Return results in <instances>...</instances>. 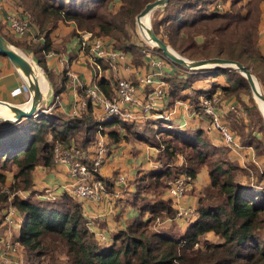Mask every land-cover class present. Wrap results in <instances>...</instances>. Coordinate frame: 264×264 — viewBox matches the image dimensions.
Here are the masks:
<instances>
[{
    "label": "trees",
    "instance_id": "obj_1",
    "mask_svg": "<svg viewBox=\"0 0 264 264\" xmlns=\"http://www.w3.org/2000/svg\"><path fill=\"white\" fill-rule=\"evenodd\" d=\"M154 1L16 0V3L41 35L56 29L59 22H73L79 31L108 39L115 49L131 52L139 61L141 50L147 44L136 39L139 37L134 28L136 17ZM260 1L232 0L229 8L222 10L219 0H168L151 14V28L164 43L188 60L222 58L241 63L264 88V57L258 48ZM178 68V74L169 79L166 110L185 98L197 107L201 98L211 99L217 91L224 97H238L242 107L247 106L241 100L242 92L250 94L251 89L233 68L202 70L208 76L225 80L224 84L215 81L216 91L208 93L192 91L196 71ZM97 86L105 96L111 97L109 81L100 79ZM187 89L191 90L190 96L182 95ZM251 106L256 111V106ZM90 108L77 116L53 110L19 123H1L6 128L0 127V161L16 171L9 185L7 175L0 172V211L11 206L21 219L13 240L21 247L22 264H264V174L251 176L233 160L218 155L220 148L212 144L202 129L162 130L160 136H165L158 137L161 140L156 137L159 135L156 131V138L151 141L147 139L151 134L140 135L143 130L137 124L120 119L105 123L100 129V122ZM256 115L259 116L258 112ZM231 116L235 122L231 127V120L222 121L240 138L239 144L252 147L254 157L264 164L263 121L259 119L261 125L258 123L256 127L254 122L249 123L241 116ZM143 124L157 128L161 123ZM98 131L107 147L111 145L109 151L121 143H132L131 140L146 142L157 149L158 162L164 164L160 172L147 171L138 176L129 204L138 211L137 216L124 224L116 217L118 230L110 233L104 243L91 230L81 202L67 191L54 198L38 195L32 179L37 167L54 166L56 147L91 153ZM215 156V161H209L208 158ZM181 157L185 165L176 169L177 163L172 164ZM205 164L213 168L209 184L198 197L193 224L180 238L155 229L153 223L157 219H171L176 215L172 200L163 198L167 195V182L179 174L195 180L197 167ZM169 166L176 167L170 170ZM96 176L103 181L100 174ZM109 182L108 189L113 184ZM19 193L28 198H22ZM144 193L156 200L144 198ZM208 234L216 236L217 241H209Z\"/></svg>",
    "mask_w": 264,
    "mask_h": 264
},
{
    "label": "crops",
    "instance_id": "obj_2",
    "mask_svg": "<svg viewBox=\"0 0 264 264\" xmlns=\"http://www.w3.org/2000/svg\"><path fill=\"white\" fill-rule=\"evenodd\" d=\"M231 1L219 0L218 5L220 9L227 10ZM247 1L249 0H244V2ZM259 15L258 48L264 57V0L260 1ZM10 19L27 22L29 27L26 33L24 35L13 33L10 29ZM0 30L13 43L6 39L9 44L25 54L29 60L38 64L45 75L46 84L40 82L43 90L40 113L46 114L48 110L51 112L52 105L57 112L71 117L74 116V111H77V115H79L86 112L90 106L96 121L101 122L103 118L102 109L89 102L86 95L87 90L94 85L97 86L100 79H105L109 81L112 87L113 93L111 96H114L118 80L126 79L135 82L137 76L149 74L153 75V84L140 87L137 94L139 100L138 105L128 108L137 120L135 122H125L139 124L147 122L153 123V121L156 123L157 121L159 123H165V126L169 127L167 128L168 130L173 129L175 131L176 129L182 131L202 129L213 140V145L217 146L220 143V135L212 127L209 120L204 116L194 114L195 112L193 113L195 106L190 104L189 98L176 101L171 109L166 110V104L168 103L167 96L170 93L169 79L176 76L175 74H178L180 70L165 62L160 53L153 51L151 54H147L146 48V50H141L142 55L140 60L137 61L131 52L119 51L115 49L111 41L103 39L105 43V55L97 59V66H95L92 63V53L89 47L83 48L80 43V37H84L83 35L87 32L79 31L73 22H59L56 29L47 35H41L29 22L28 17L23 15L22 9L17 6L16 0H0ZM115 52L119 54L123 53V58H112L111 54ZM207 74L206 71H196L193 74L196 79L192 85V91L198 93H208L213 89L216 91L214 83L215 81L220 83V77H212ZM157 84L163 85L164 101L162 105L159 104L156 108L146 111L144 107L154 96V91L158 86ZM24 85L22 77L10 61L0 55V101L17 106L25 104L29 99V92L26 93L22 90ZM190 94V89L182 92L184 96H190ZM48 107L50 109H47ZM43 109L47 110L44 111ZM217 111L221 115L224 112V110L218 109ZM261 113L264 116L263 109H261ZM153 148L151 147L150 150H154ZM91 151L92 149H90ZM155 153L156 156L147 147L133 148L126 143H121L117 148L110 150L109 155L106 156L107 159L110 158L105 166H103L101 175L103 178L112 181L110 180L112 179L111 176L114 173H118V175L125 178V183L123 185L118 182L112 184L113 186L111 185L110 187L109 195L101 203L83 202L84 212L88 218L90 220H97V223L90 226L97 238L99 236L101 240H105L106 237L101 234L105 230L101 231L100 223L105 222L108 228L113 223L118 228V224L112 218L120 217V224H124L137 216V212L134 209L129 208L126 211L121 210V207L124 202L130 200V193L134 191L132 188H134L136 177L140 170H143V174L147 171H156L161 168L156 163V159L158 158L157 150ZM150 157H155L156 159L152 161L153 163L146 164ZM32 179L36 194L38 192L40 194L50 193V195L57 196L64 191L70 193L68 185L71 184V179L68 176L67 166L65 164H54L51 169L37 167L32 172ZM208 184L209 177L201 173L198 174L193 183L188 186L189 191L187 192V196L180 201H172L174 208L194 207L197 204L202 188ZM163 198L165 200L167 199L165 195ZM107 200L112 201V203L108 205ZM3 219L0 224L1 229L5 224H9L10 222L8 215H4ZM184 227L182 230L183 234L186 232V228ZM4 235L7 234L3 232ZM100 235L103 236L101 237ZM9 238L4 236L3 239L2 236L0 237L1 241L2 239L3 241L9 240ZM9 251L10 249H8L7 245L5 250L0 253V258L6 257L8 259L5 264H15Z\"/></svg>",
    "mask_w": 264,
    "mask_h": 264
},
{
    "label": "built area",
    "instance_id": "obj_3",
    "mask_svg": "<svg viewBox=\"0 0 264 264\" xmlns=\"http://www.w3.org/2000/svg\"><path fill=\"white\" fill-rule=\"evenodd\" d=\"M9 22L10 29L17 35H24L29 27L27 22L20 21L18 19H10ZM83 36L84 37H80V43L83 48L89 47L92 53V63L97 66V59L102 58L105 55V43L103 39L94 38L90 33H86ZM153 51L154 47L150 45L147 49V54H151ZM161 56L170 66L175 67L172 61H168L169 59L163 55ZM111 57L121 59L123 58V53L119 54L118 52H115L111 54ZM152 84L153 75L149 74L137 76L135 82H131L126 79L118 80L115 87V94L111 97L105 96L96 85L89 88L86 93L89 102L99 106L103 112L100 129L101 125L112 122L115 119L135 122L137 118L132 115L128 108L138 105L139 100L137 94L139 88ZM157 85L158 86L154 91V96L144 107L146 111L156 108L164 101L163 85ZM22 90L26 93L28 92L25 86H23ZM214 100L215 99L201 98L196 109L194 107L193 112L201 111L206 116L210 117L209 119L211 120L212 127L217 130L221 140L229 148H233V150L238 152L244 148H248V150L251 151V147H244L236 142V137L231 133L228 124L221 120L222 118L220 114L214 107ZM77 114V111L73 112L74 116H77ZM57 150H59L58 147H56L55 153ZM107 151L110 152L107 149V142L104 136L98 131V138L92 147V154H90L89 157L92 159V162H89L87 158H85V153L73 148L71 150H62V153H64L63 157L55 155V161L57 163H62L67 166L68 176L71 179V184L68 185V189L69 191H71V188L75 189V196L80 201L98 203L107 197V189L103 182L98 179H94V174L97 173L102 162L106 159ZM84 160H86V162H84ZM124 182V177L119 178V183ZM186 193V185L181 179L178 178L168 183L167 194L172 199L179 200L183 198ZM178 210V218H185L188 216L187 209ZM7 245L8 249H13L11 244ZM9 254L12 255L11 251H9ZM7 261L8 259H6V257L0 258V264H5Z\"/></svg>",
    "mask_w": 264,
    "mask_h": 264
},
{
    "label": "rangeland",
    "instance_id": "obj_4",
    "mask_svg": "<svg viewBox=\"0 0 264 264\" xmlns=\"http://www.w3.org/2000/svg\"><path fill=\"white\" fill-rule=\"evenodd\" d=\"M150 26H151V22H150ZM135 31L138 33V35H139V37H136V39L140 42V43H142L143 45L146 43L147 44V46L145 45V47H143V49L142 50H146V48L148 49L149 47H150V45L151 44H149L143 37H142V35L140 34V31H139V29H138V27H137V25H136V23H135ZM141 47V48H142ZM172 49V48H171ZM154 51H156V52H158L157 51V49L154 47ZM176 52V51H175ZM158 53H160V52H158ZM177 53V52H176ZM161 54V53H160ZM178 54V53H177ZM162 55V54H161ZM181 56V55H180ZM1 57H4V56H1ZM183 57V56H182ZM4 58H6V57H4ZM185 58V57H184ZM168 61H170V60H168ZM35 65H34V67H36L35 69L36 70H39L40 71V73H39V71L37 72V73H39V77L40 78H43L44 80H45V75H44V73H43V71L41 70V68H40V66L38 65V64H36V63H34ZM174 66L176 67V68H178L179 66L178 65H176V64H174ZM180 67H182V66H180ZM182 68H184V67H182ZM186 69V68H185ZM187 70V69H186ZM184 74H185V72H183ZM254 77H255V75H253ZM183 78V77H182ZM195 79L196 78H194V82H195ZM220 79V82L222 83V84H224L225 83V80H223V78L222 77H220L219 78ZM255 79H256V82H257V84L259 85V87H260V90H261V92H262V94L264 95V88H262V86L260 85V83H259V81L257 80V78L255 77ZM46 81V80H45ZM194 82H193V84H194ZM192 84V85H193ZM215 87V86H214ZM213 87V88H214ZM216 89V88H215ZM250 92V94L249 93H247L246 95H244V93L242 92V101L244 102V103H246L247 104V106L244 108V107H242V105L239 103V101H238V97L236 98V97H224L222 94H220L218 91L215 93H212V97H211V99H215L214 100V102H215V105H214V107L216 108V109H218V110H224V112H223V114L221 115L218 111V113L220 114V116H221V118L222 119H228V120H231L232 122H230V127L232 126V124L231 123H235V122H233V120H232V114H234V115H236V116H241V117H243L244 119H245V121H249V123H252V122H254L255 124H254V126H256V127H258L257 126V124L259 123L260 124V122H259V119L261 120V121H263V124H264V117H263V115H262V113L259 111V108H258V105H257V102H256V100L254 99V97H253V95H252V92H251V90L249 91ZM249 102V103H248ZM259 105H260V107H261V109H263L264 110V104L263 103H261V102H259L258 103ZM162 105V104H161ZM251 105H254V106H256V111L254 110V108L251 106ZM47 109H50L49 107L47 108ZM47 109H43L44 111L45 110H47ZM195 109H196V107H195ZM50 110H54V107L51 105V109ZM254 110V111H253ZM48 112H49V110H48ZM47 112V113H48ZM256 112H258V114H259V116H260V118H259V116H257L256 115ZM50 113V112H49ZM194 113V112H193ZM194 114H199L200 116H205L206 118H208V120H209V122H210V124H211V120L209 119L210 117H208V116H206L203 112H201V111H196ZM221 119V120H222ZM149 120V119H148ZM156 123H158L157 121H156ZM135 124H137V123H135ZM153 124H155V121H153ZM166 124L165 123H161V124H159V126L157 127V128H151V126H149L148 124H143V123H139V124H137V128H141L143 131H141L140 132V135H142V137H146L145 136V134H151L149 137H147V139H149V140H151V141H154V139L157 137H164L165 135H162V136H160V132H162V130H167V128H169V127H166L165 126ZM212 125V124H211ZM236 125V124H235ZM261 125V124H260ZM228 126H229V124H228ZM0 127L1 128H6V125L5 124H1L0 123ZM156 127V126H155ZM230 127H229V129H230ZM263 128V131H262V133H263V135H264V126L262 127ZM138 130V129H137ZM156 131L159 133V135H156V137L154 138V135H155V133H156ZM231 131V130H230ZM145 132H147V133H145ZM231 133L236 137V142H240V138L237 136V134L235 135L232 131H231ZM219 134V133H218ZM144 135V136H143ZM208 137H210V136H208ZM221 138V137H220ZM158 139H162V138H158ZM211 141H213L212 139H211ZM129 142V141H128ZM131 142L132 143H128V145H130V146H132L133 148H140V147H147L148 149H149V151H151V152H154V155L156 156V150H155V148H153L154 150H150L151 149V146L148 144V143H146V142H141V144L140 143H137V142H134V140H131ZM139 145V146H138ZM146 145V146H145ZM136 146H138V147H136ZM109 147H111V145L109 146ZM109 147H107V149L109 148ZM250 147V146H249ZM59 148V147H58ZM216 148H220V149H218L220 152L219 153H217L218 155H221V157H224V158H228V159H231V160H233V163H235V164H237L239 167H242L244 170H246L247 172H249L250 174H251V176H252V174L253 175H261V174H264V164L263 163H261V162H258L257 161V159L254 157V150H253V148L251 147V151L250 150H248V148H244V149H242V150H240L239 152L238 151H235V150H233V148L231 149V148H229L227 145H225V143L220 139V143L217 145V147ZM110 149V148H109ZM90 154H92V153H85V158H87V160L88 161H90ZM161 154H163V153H161ZM161 154H159V155H161ZM55 155H58V156H61V157H63V155H64V153H62V148H59V150H57V152L55 153ZM109 155V153H108V151H107V156ZM217 156V155H216ZM216 156L215 157H211V158H208L209 159V161H215L216 160ZM110 158V157H109ZM108 158V159H109ZM178 158V157H177ZM108 159H107V157H106V159H105V161L104 162H102V164H101V166H100V169L97 171V173L98 174H100L101 175V171H102V169H103V166H105V164H106V162L108 161ZM156 158L155 157H150L149 158V160L147 161V163L146 164H150L152 161H154ZM92 160V159H91ZM179 161V159H176V161H174V163L172 164V165H175L176 163H178V164H176V166H178V167H176V166H169V168H170V170L171 169H173L174 167H176V169H179L180 167H183L185 164H184V160H183V158L181 157V160H180V162H178ZM153 163V162H152ZM156 163L158 164V166L160 165L161 167L163 166L164 167V164H160V163H158V159H156ZM169 163V162H168ZM3 164V163H2ZM1 164V161H0V172H2V173H5L6 175H7V185H9L10 183H11V181H12V176H13V173H15V171H16V169L13 167V166H10V165H5V166H3ZM54 164H57V162L54 160ZM145 164V165H146ZM168 165V164H167ZM162 167V168H163ZM197 168H199V172H198V174H204V176H208L209 177V173H210V171H211V169L213 168V166H210L209 164H205V165H203L202 167H197ZM180 169H182V168H180ZM163 170V169H162ZM142 171L143 170H140V174H142ZM155 170H151V172H154ZM156 172H160V171H158V169L156 170ZM178 172H181V170H179ZM97 173H95L94 174V179H98V176H96L97 175ZM137 174L138 176L140 175V174ZM177 173V172H176ZM197 174V175H198ZM102 176V175H101ZM138 176L136 177V178H138ZM264 176V175H263ZM112 179H110V180H112L111 182L114 184L115 182H118L119 183V178H121V177H123V176H120V175H118V173H114L112 176ZM111 177H109V178H111ZM175 178V179H174ZM172 177V179L173 180H176V179H181L184 183H185V185H186V189H187V192L189 191L188 190V186H190V184H192L193 183V181H194V179H192V177H189L188 175H185V174H179L178 176H176V177ZM189 178V179H188ZM102 179H103V181H105L104 183L106 184V189H107V194H106V196H108L109 195V190L110 189H108L107 187L108 186H110V182H109V180H107V179H105V178H103V176H102ZM172 179H170L169 180V182H171V181H173ZM102 181V182H103ZM263 181V184H264V179L262 180ZM169 182H167V183H169ZM125 183V182H124ZM124 183H120L121 185H123ZM120 186V185H119ZM121 187V186H120ZM203 189V188H202ZM132 190H134V188H132ZM75 189H73V188H71V191H70V195H72L76 200H78L79 202H81V204H82V206H83V201H80L78 198H76V196H75ZM127 192V191H126ZM128 193V192H127ZM38 195H41L39 192L37 193ZM19 195L20 196H22V198H24V199H26V198H28V196L27 195H23V194H21V193H19ZM42 195H44L45 197H49V198H54V197H57V196H53L52 194L50 195V193H42ZM168 199H171L173 202H175V201H180V200H182L183 198H185L186 196H187V193L184 195V197L183 198H181V199H179V200H175V199H172L168 194L167 195H165ZM143 197L144 198H146V199H148V200H150V201H153L154 200V198H155V200H156V197H154V196H152L151 194H145L144 193V195H143ZM161 198V197H160ZM132 197L130 198V200H127V202H124L123 203V206L121 207V210H126V211H128L129 210V208H131L130 207V203L132 202ZM104 200V199H103ZM102 200V201H103ZM121 200V199H120ZM101 201V202H102ZM130 201V202H129ZM101 202H98V203H101ZM107 203H108V205H110L111 203H112V201H109V200H107ZM141 203V202H140ZM138 204V207H140L142 204ZM112 205H114V204H112ZM121 205V204H120ZM196 208V205L194 206V207H191V208H180V209H187L188 211V216H186L185 218H178L177 217V214H178V209H175V211H176V215H175V217L174 218H171V219H169V218H166V219H161V218H159V219H157L154 223H153V225H154V228L155 229H157L158 231H162V232H164L167 236H170V237H175V238H179L182 234H183V232H182V230H183V226H185L184 228H186L185 229V231H187V229L191 226V224H193V220L196 218V212H195V209ZM85 210V208H84V206H83V211ZM136 212H137V214H138V211L136 210V209H134ZM84 214H85V212H84ZM4 215H8V217H9V219H10V222H9V224H5V226H3V228L1 229V227H0V235L3 237V239H4V236L5 237H10L9 238V240H8V242H7V240L6 241H3V239H2V241H1V239H0V253L1 252H3L4 250H5V248H6V246H7V244H11L12 246H13V249L12 250H10L11 251V253H12V259H13V262L15 263V264H22V256H21V247L20 246H18L17 245V243H15L14 242V240H13V238H15V236L17 235V233H18V226L20 225L19 223V221L21 220L20 219V217L19 216H17V213H16V211L11 207V206H7L3 211H0V224H1V222H2V220H4L3 219V216ZM85 217H86V221L89 223V225L91 226V225H94L95 223H97V220L96 219H92V220H90L89 218H88V216L85 214ZM113 219V221L114 222H116V220H117V218H112ZM100 221V220H99ZM98 221V222H99ZM103 222V221H102ZM7 223V222H6ZM100 228H101V231H104V232H101V234H103L104 235V237L106 236V237H108V235L110 234V233H113L114 231H117L118 230V228H116L115 227V225L112 223L111 225H110V228H111V230H110V228H108V225H106V223L105 222H103V223H100ZM104 226H105V229H104ZM118 227V226H117ZM107 229H109L108 231H106ZM3 232H4V234H7V235H4L3 236ZM169 233H173V234H169ZM108 234V235H107ZM103 235H100L101 237L103 236ZM184 235V234H183ZM0 236V237H1ZM207 236V239L209 240V241H212V242H215V241H217V237L216 236H214L213 234H208V235H206ZM106 237H105V240H101V238L98 236V240L100 241V242H102V243H104L107 239H106Z\"/></svg>",
    "mask_w": 264,
    "mask_h": 264
},
{
    "label": "water",
    "instance_id": "obj_5",
    "mask_svg": "<svg viewBox=\"0 0 264 264\" xmlns=\"http://www.w3.org/2000/svg\"><path fill=\"white\" fill-rule=\"evenodd\" d=\"M168 0H155L146 5V7L137 15L136 25L140 34L149 44L162 53L167 59L174 64L182 66L189 71L211 70L215 68H233L239 72L248 82L252 95L257 102L259 111L261 112L259 102L264 104V95L262 94L255 77L249 69L239 62L226 60L222 58H211L206 60H188L164 43L155 35L150 26L151 14L165 6ZM147 18L148 23H143V19ZM0 55L6 57L16 71L20 74L24 81V86L29 92L28 101L20 106L12 105L0 101V123H19L24 119H30L40 114L42 105L43 90L40 81L34 71V62L29 60L25 54L9 44V42L0 33ZM264 117V116H263Z\"/></svg>",
    "mask_w": 264,
    "mask_h": 264
},
{
    "label": "bare ground",
    "instance_id": "obj_6",
    "mask_svg": "<svg viewBox=\"0 0 264 264\" xmlns=\"http://www.w3.org/2000/svg\"><path fill=\"white\" fill-rule=\"evenodd\" d=\"M143 23H148V20H147V18H144L143 19ZM144 38H146V37H144ZM34 66V65H33ZM36 67H34V71H35V74H36V76L38 77V79H39V81L42 83V84H46L45 83V80L43 79V78H40L39 77V73H40V71L39 70H36L35 69ZM39 71V73H37ZM42 86V85H41Z\"/></svg>",
    "mask_w": 264,
    "mask_h": 264
}]
</instances>
